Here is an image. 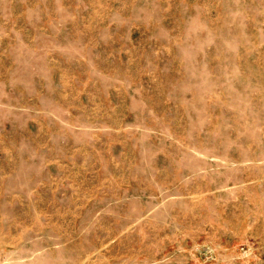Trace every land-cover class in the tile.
I'll list each match as a JSON object with an SVG mask.
<instances>
[{
	"label": "rangeland",
	"instance_id": "rangeland-1",
	"mask_svg": "<svg viewBox=\"0 0 264 264\" xmlns=\"http://www.w3.org/2000/svg\"><path fill=\"white\" fill-rule=\"evenodd\" d=\"M0 264H264V0H0Z\"/></svg>",
	"mask_w": 264,
	"mask_h": 264
}]
</instances>
